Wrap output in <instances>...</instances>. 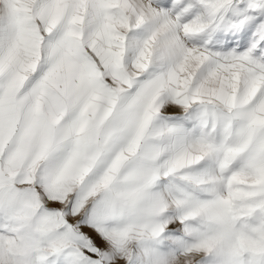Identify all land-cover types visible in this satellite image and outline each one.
I'll use <instances>...</instances> for the list:
<instances>
[{
    "label": "snow or ice",
    "instance_id": "6c2138e0",
    "mask_svg": "<svg viewBox=\"0 0 264 264\" xmlns=\"http://www.w3.org/2000/svg\"><path fill=\"white\" fill-rule=\"evenodd\" d=\"M0 264H264V0H0Z\"/></svg>",
    "mask_w": 264,
    "mask_h": 264
}]
</instances>
